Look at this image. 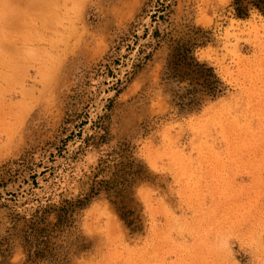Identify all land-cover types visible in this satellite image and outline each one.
<instances>
[{
    "label": "rangeland",
    "instance_id": "1",
    "mask_svg": "<svg viewBox=\"0 0 264 264\" xmlns=\"http://www.w3.org/2000/svg\"><path fill=\"white\" fill-rule=\"evenodd\" d=\"M238 1L0 0V264H264Z\"/></svg>",
    "mask_w": 264,
    "mask_h": 264
},
{
    "label": "trees",
    "instance_id": "2",
    "mask_svg": "<svg viewBox=\"0 0 264 264\" xmlns=\"http://www.w3.org/2000/svg\"><path fill=\"white\" fill-rule=\"evenodd\" d=\"M237 13L239 17L244 16V12L247 11L248 5H244V0H239L237 3ZM252 4L260 11L264 12V0H253ZM123 218V217H122Z\"/></svg>",
    "mask_w": 264,
    "mask_h": 264
}]
</instances>
